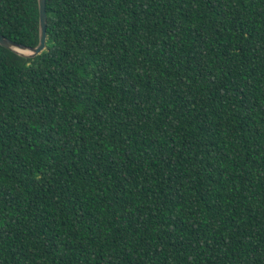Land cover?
Instances as JSON below:
<instances>
[{"label": "trees", "instance_id": "obj_1", "mask_svg": "<svg viewBox=\"0 0 264 264\" xmlns=\"http://www.w3.org/2000/svg\"><path fill=\"white\" fill-rule=\"evenodd\" d=\"M46 7L0 45V264H264V0Z\"/></svg>", "mask_w": 264, "mask_h": 264}, {"label": "water", "instance_id": "obj_2", "mask_svg": "<svg viewBox=\"0 0 264 264\" xmlns=\"http://www.w3.org/2000/svg\"><path fill=\"white\" fill-rule=\"evenodd\" d=\"M40 11V41L37 46H27L0 33V45L27 57L35 58L47 49V0H38Z\"/></svg>", "mask_w": 264, "mask_h": 264}]
</instances>
